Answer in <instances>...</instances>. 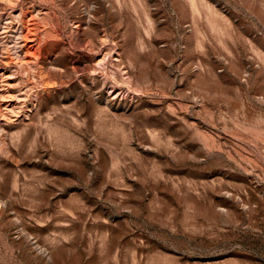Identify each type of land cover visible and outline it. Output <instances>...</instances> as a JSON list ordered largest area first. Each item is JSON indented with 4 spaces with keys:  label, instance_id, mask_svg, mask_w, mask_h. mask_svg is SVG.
Segmentation results:
<instances>
[{
    "label": "rangeland",
    "instance_id": "rangeland-1",
    "mask_svg": "<svg viewBox=\"0 0 264 264\" xmlns=\"http://www.w3.org/2000/svg\"><path fill=\"white\" fill-rule=\"evenodd\" d=\"M0 264H264V0H0Z\"/></svg>",
    "mask_w": 264,
    "mask_h": 264
}]
</instances>
